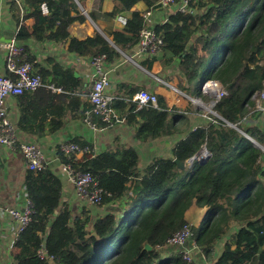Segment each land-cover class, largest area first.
Instances as JSON below:
<instances>
[{
    "label": "trees",
    "instance_id": "16d2710c",
    "mask_svg": "<svg viewBox=\"0 0 264 264\" xmlns=\"http://www.w3.org/2000/svg\"><path fill=\"white\" fill-rule=\"evenodd\" d=\"M24 1L29 9L26 18L35 20L36 39H70V52L79 56L105 55L107 63H114L122 57L117 48L127 53L139 42L143 28L139 12L125 21L123 30L112 34L115 48L99 33L86 40L70 38L69 26L86 21L79 7L85 0ZM113 1L116 6L107 14L110 18L140 2L152 8L160 0ZM44 4L47 15L42 12ZM190 7L192 11L172 14L155 29L164 40L163 50L179 59L178 71L185 81L180 90L188 95L195 90L207 101L211 98L202 93V87L217 81L228 93L214 106L218 115L211 117L215 122L189 132L174 147L173 158L155 159L142 169L133 147L95 157L84 155L81 160L58 152L62 164L94 175L106 192L100 207L121 200L116 213L98 218L92 230L90 212L74 216L70 205L63 203L60 178L49 168L28 170L25 189L33 215L15 242L21 249L16 264H49L40 257L41 249L56 264H186L183 252L171 250L163 256L162 251L175 233L191 225L187 213L194 206L206 209L202 223L191 230L194 243L208 260L214 259L215 246L227 237L221 254L210 263L264 264V150L253 142L264 146L263 133L243 127L245 118L264 102V0H192ZM28 38V30L21 28L17 40L21 43ZM154 60L148 61L149 71ZM40 72L45 86L62 93L42 88L18 96L22 106L18 129L43 138L66 127L69 95L82 83L72 70L58 64ZM121 104L112 107L127 113L135 110L132 126L139 142L174 135L180 120L185 119L181 125L190 123L189 117L170 108L162 96H158L157 107L137 109L130 103ZM48 117L52 120L43 123ZM95 120L98 128L107 127ZM72 142L87 145L77 139ZM203 148L210 151V157L190 163ZM146 244L152 249L147 250Z\"/></svg>",
    "mask_w": 264,
    "mask_h": 264
},
{
    "label": "crops",
    "instance_id": "0c3cea01",
    "mask_svg": "<svg viewBox=\"0 0 264 264\" xmlns=\"http://www.w3.org/2000/svg\"><path fill=\"white\" fill-rule=\"evenodd\" d=\"M43 6L47 9L45 4ZM43 6L42 12L47 15L48 9L47 12H44ZM115 6L116 4L113 0H85L79 7L82 14L86 17V21H75L69 26L68 33L70 34V38L86 40L99 33L109 42L113 43L112 34L115 31L123 30L125 21L130 19L133 13L139 12L143 15L151 9L145 3L140 2L128 12L118 14L113 18L108 17L107 14L113 12ZM152 8L155 10L153 15L155 28L160 24L166 23L172 14L177 13L176 6L163 9L155 5ZM28 12L29 9L25 6L24 0H0V76L12 77L13 75L8 70L6 62L7 51L3 48V45L15 41L23 48V54L20 56L21 63L27 62L29 58L33 69L40 75V71H50L53 65L58 64L64 70H72L74 77L81 81L82 86L75 94L69 95L71 97L67 101L69 108L66 127L53 135H47L43 138L28 135L18 129V120L22 108L18 96H10L6 101L9 118L16 130L17 143L15 149L0 148L2 158L0 167V264H16L15 256L21 252V249L15 246V242L19 236L17 224L4 211V208L7 207L23 210L28 202V194L25 189V179L28 170L20 151L21 145L34 144L42 149L47 168L62 181L63 203L70 205L74 216H81L84 210L90 212V225L93 226L98 218L105 216L109 212L116 213L120 208L121 200L115 202L112 211L113 206L111 205L100 207L79 198L74 185L70 182L69 176L64 170L65 165L61 163L58 157V152L63 153L60 149L62 143L72 142L77 139L79 142L87 143V145L82 146H91H89V154H71L76 155V160H81L84 155L95 157L106 151L119 149L123 152L125 148L133 147L140 156V168L142 169L155 159L173 158V149L179 141L186 139L189 132L195 131L199 126H207L214 120L209 115L214 110V105L212 98L208 94L207 96L211 100L204 101L196 94L195 96H191L180 90V86L185 85V81L181 77V72L178 71L177 64L179 63V59L169 51L162 50L160 54L154 57L141 56L137 58V64H134L128 61L123 54L132 55L137 45L127 53L121 52L113 45L121 53L122 57L114 63H107L106 59L104 62V70L108 73L110 79L107 93L112 99V105L116 102L135 105L133 104L134 95L139 90L144 89L164 97L170 108H175L178 113L185 114V117H189L190 123L182 124V126L181 123L185 119L180 120L181 123L177 124L178 129L174 135L164 136L149 142H139L135 129L132 126L135 110L127 113L125 112L126 110L116 111L113 107L117 121L105 128H91L85 122V111L90 107L89 95L93 86V78L90 75L94 70L93 59L95 57L79 56L70 52V39L58 42L46 38L37 40L33 35L35 20L33 18H26ZM90 14H93L95 17L92 18ZM23 27L28 30L30 38L20 43L17 37L20 29ZM154 58L152 69L149 71L146 68L148 61ZM42 88H46L45 90H50L52 93H62V91L52 90L47 86L39 87L35 91H29V93H34ZM174 89H177L179 93ZM202 93L205 94L203 91ZM196 101H199L200 104H195ZM51 120V117H48L43 123L50 122ZM181 127L183 128V132H180ZM243 127L245 130L249 128L259 129L263 133L264 140V102H261L258 105V109L245 118ZM253 142L260 145L255 140ZM260 146L264 147L263 145ZM71 155L66 156L70 158ZM262 163L264 166V157ZM196 208L195 206L192 207L187 213V219L190 223H192L193 211ZM200 210L203 211L205 217L206 209ZM203 219L200 220L199 225ZM199 225L194 226L199 227ZM172 248H174L173 251L180 250L179 248ZM189 248H191L190 244L186 246V249ZM194 253L198 259L200 253L196 250H194ZM50 264H56V262L50 261Z\"/></svg>",
    "mask_w": 264,
    "mask_h": 264
},
{
    "label": "built area",
    "instance_id": "2783aa9c",
    "mask_svg": "<svg viewBox=\"0 0 264 264\" xmlns=\"http://www.w3.org/2000/svg\"><path fill=\"white\" fill-rule=\"evenodd\" d=\"M191 1L192 0H160L157 5L163 9H169L176 6L177 12H189L192 11L190 7ZM43 10L44 12H47L45 6H43ZM154 11L155 10L151 8L142 15L143 28L140 32V39L133 54H123L127 60L132 63L137 64V58L141 56H156L157 52H161L165 46L162 35L155 29L153 19ZM3 48L7 51L6 62L8 70L13 75L12 77L0 76V148L7 147L15 149L17 143L16 130L14 124L9 118L6 109V101L10 96H21L26 92L35 91L39 87L45 86V83L42 76L33 69L31 63L20 62V56L23 54V48L20 45L15 41H11L4 44ZM105 59V55L93 59L94 70L90 75L91 78H93V86L89 95L90 107L85 111V122L93 129L98 128L97 121L95 120L96 118L107 126L117 121L111 103L112 99L107 93V89L110 86V79L108 73L104 70ZM162 83L167 85L164 82ZM49 88L56 90L53 86H49ZM174 90L179 93L177 89ZM202 91L212 98L214 106L219 100L228 95L217 81L206 82L202 87ZM133 104H135L138 109L150 106L157 107L158 95L141 89L134 95ZM196 104H200L199 101H196ZM259 108L261 107L259 106ZM211 114L215 116L218 115L214 110L211 111ZM213 122L215 121L213 120ZM60 149L66 155L90 153L89 146H81L75 142L62 143ZM20 151L24 157L27 170L40 172L47 168L44 153L39 146L34 144H23L20 146ZM207 158L208 153L206 148H203L202 151L195 156L194 160L204 162ZM1 164L2 158L0 154V167ZM64 170L69 176L70 182L74 185L79 198L96 206L102 204L106 192L99 187L92 173L77 171L72 165H65ZM4 211L5 214L11 216L17 224L18 235L32 221L33 206L29 197L27 205L23 210L7 207L4 208ZM191 239H193L191 225L186 224L181 230L172 236L168 242V247L179 248V252H183L186 264H203L195 256L194 250L198 251L199 249L195 243L190 245L191 248L186 249V246ZM39 255L41 258L47 259L49 264L50 261H54V258L49 256L45 249H41Z\"/></svg>",
    "mask_w": 264,
    "mask_h": 264
},
{
    "label": "rangeland",
    "instance_id": "374dc122",
    "mask_svg": "<svg viewBox=\"0 0 264 264\" xmlns=\"http://www.w3.org/2000/svg\"><path fill=\"white\" fill-rule=\"evenodd\" d=\"M160 53H161V52H157V54H160ZM134 64H135V63H134ZM191 96H195V90L192 92ZM184 98H186V97H184ZM187 99H188V98H187ZM195 104H196V103H195ZM196 106H197V105H196ZM209 115H210V116H213L211 113H209ZM202 218H205V217H204V213H203V211H201L200 209L196 208V209L193 211V220H192L191 226H193V225H199L200 220H201ZM89 229L92 230V229H93V226L90 225V226H89ZM225 238H227V237H225ZM225 238H224L222 241L218 242L217 245L215 246V250H214V259H213V260H211V261L208 260V259L206 258V256L204 255L203 251H202L200 248L198 249V252L200 253V256L198 257V260L201 261L203 264H205V263H210V262H215L217 256L220 255L221 252H222V250H223L224 243H225ZM193 243H194V241H193V239H191L190 242H189V244H190V245H193ZM171 250L173 251L174 248H171V247L168 248V247H166L165 249H163V251H162L163 256H167V255H169V252H170ZM215 254H216V256H215Z\"/></svg>",
    "mask_w": 264,
    "mask_h": 264
},
{
    "label": "water",
    "instance_id": "95a60500",
    "mask_svg": "<svg viewBox=\"0 0 264 264\" xmlns=\"http://www.w3.org/2000/svg\"><path fill=\"white\" fill-rule=\"evenodd\" d=\"M111 44H112V46L114 45V43H112V42H110ZM220 85H221V83L220 82H218ZM222 86V85H221ZM232 127H235L236 128V126H233V125H231ZM257 147H259V148H261V149H263L264 150V147H262V146H260V145H258V144H255ZM206 151H207V153H208V158L210 157V155H211V153H210V151L206 148ZM194 158L195 157H193V158H191L190 160H189V162L190 163H192L193 162V160H194ZM175 163L176 164H179L180 162H179V160H175ZM145 248L147 249V250H151L152 248H151V246L150 245H148V244H146L145 245Z\"/></svg>",
    "mask_w": 264,
    "mask_h": 264
}]
</instances>
